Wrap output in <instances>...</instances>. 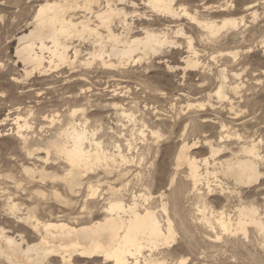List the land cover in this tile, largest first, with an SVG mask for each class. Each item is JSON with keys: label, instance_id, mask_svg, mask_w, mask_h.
I'll return each instance as SVG.
<instances>
[{"label": "rangeland", "instance_id": "rangeland-1", "mask_svg": "<svg viewBox=\"0 0 264 264\" xmlns=\"http://www.w3.org/2000/svg\"><path fill=\"white\" fill-rule=\"evenodd\" d=\"M45 1L0 0V225L17 239L24 233L32 244L39 238L37 231L18 218L27 208L40 220L80 225L102 219L110 201H137L141 211L149 208L163 223L167 216L174 223L176 240L153 253L145 250L156 262L264 264V231L253 224L244 231L236 224L243 207H255L264 223V175L236 186L219 168L221 160L245 157L242 148L256 144L264 174V0H177L176 7H186L196 22L183 11L179 18L158 14L146 0H116L132 15L129 36H143L145 27L166 32L177 45L124 68L78 61L47 75L27 74L32 67L17 58L18 37L30 31ZM226 2L232 5L219 11L217 6ZM77 7L71 12L75 20L89 16L82 0ZM226 18L236 19L238 26L223 28L216 36L201 25H221ZM183 27L186 35H177ZM114 29L123 32L118 21ZM189 37L198 52L196 70L184 66L192 53ZM73 42L81 50L80 59L87 58L92 39L75 37ZM223 74L228 77L226 97L219 98L215 92ZM75 128L87 134L85 148L108 154L107 162L72 171L58 148L71 145ZM183 144L190 146L189 155L204 176L196 188L188 165L177 163ZM71 171L76 185L71 184ZM208 182L213 193L207 195ZM221 216L225 227L217 220ZM104 259L74 256L64 263L49 256L43 264H115Z\"/></svg>", "mask_w": 264, "mask_h": 264}, {"label": "bare ground", "instance_id": "bare-ground-1", "mask_svg": "<svg viewBox=\"0 0 264 264\" xmlns=\"http://www.w3.org/2000/svg\"><path fill=\"white\" fill-rule=\"evenodd\" d=\"M79 2L80 0H46L40 4L33 20L30 22V31L18 37L17 58L24 64L32 67L27 74L38 71L40 75H47L67 65L73 66L78 61L86 66H92L98 62L106 68H124L129 63H137L150 54H158L165 46L177 45V41L170 39L166 32L157 33L154 29L145 27L143 28V36H129L128 33H130L131 29L128 18L132 15L123 7H119L115 3L116 0H105L104 3L101 0H82L83 8L89 16L84 15L81 20L77 21L74 19L75 14L71 12L75 8H79L77 7L79 6ZM124 2L126 3V1ZM146 3L147 7L158 14L179 18L180 13L183 11V14L191 20L195 22L199 21L197 16L191 14L183 5V8L179 7V10L176 7L177 0H146ZM94 4L98 5L97 9L94 8ZM230 5H232V2H226L225 5H219L217 8H219V11H223L227 10ZM117 21L121 24L123 32L117 33L114 29ZM201 25L204 26L209 35L216 36L223 28H236L238 22L236 19L226 18L221 25L214 21H205ZM175 33L177 35L185 34L184 27L178 28ZM75 37L92 39L93 49L88 51V57H85L83 60L79 57L81 50L74 45L73 39ZM191 37H189L188 47L192 53L184 58L186 64L184 66L185 69L196 70L200 62L197 57L198 52L192 45ZM175 48H179V45ZM71 51L73 52L72 54H70ZM227 78V75L223 74L222 82L215 92L219 98L226 97L224 83ZM70 135L71 145L67 147L63 146L62 143L57 148L71 164L72 171L95 165L105 159L106 162L108 161V154H105L103 151H93L92 149L90 151L85 148L87 134H85L84 130H77L75 128ZM95 143L97 145L100 144L99 142ZM129 144L131 145V143ZM180 148L177 163L179 162L180 164L181 162L188 165V175L196 188L204 179L199 170V162L196 158L189 155L190 146L188 144H183ZM211 151L216 153L217 149L212 147ZM242 151L247 153L245 157H227L228 159H223L219 162L221 176L232 179L236 186L252 184L264 175L258 164L260 153L257 145L244 146ZM205 162L208 163L207 159ZM204 165L206 164L204 163ZM72 171L70 173V181L72 185H76L75 180H73V176L75 175ZM206 173H209L208 168ZM29 174L33 175V172L30 171ZM223 185L221 184L220 186ZM207 190V195L208 193H213L212 185L209 182L207 183ZM136 199L138 200V198ZM145 200L147 201V198ZM12 202L14 203V201ZM143 208V211L140 210L141 208L139 209L137 201L125 204L122 200H113L108 204L107 213L102 219L80 225H73L63 221V219L57 220V218H55L56 220L52 218L51 220H40L37 217L38 215L36 216L32 210L27 208L26 215L22 212L25 216H18V218L20 220L23 219L25 224L28 226L30 224L37 231L38 240L30 244L26 241L25 236H23L24 233H19V239H17V237L9 235L6 229L0 225V258L8 261L7 263L14 264H43L49 256L60 257L64 263L70 262L74 256L84 258L98 256L104 257V260L107 261L112 260L115 264H129L130 260H132L133 264H141V262L143 264H162L151 259L150 252L145 255V250L149 248L152 252L161 245H168L176 240L174 223L169 216H167L165 223H163L156 211L146 207ZM248 209L246 210L243 207L238 210L240 212L236 222L237 226L244 230L246 224H253L264 231L263 219L259 217L258 210L255 207ZM164 210L167 211L166 207ZM217 220L223 227L226 226V219L223 216ZM229 223H232V221Z\"/></svg>", "mask_w": 264, "mask_h": 264}]
</instances>
